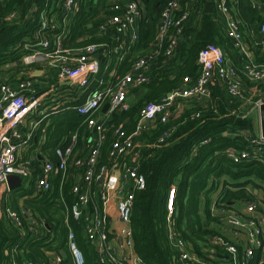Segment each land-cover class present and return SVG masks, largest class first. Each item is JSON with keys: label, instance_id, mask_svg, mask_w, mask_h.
Masks as SVG:
<instances>
[{"label": "built area", "instance_id": "2783aa9c", "mask_svg": "<svg viewBox=\"0 0 264 264\" xmlns=\"http://www.w3.org/2000/svg\"><path fill=\"white\" fill-rule=\"evenodd\" d=\"M25 1L29 5L26 11L17 8L8 14L7 20L19 24L33 18L34 14H38V20L29 39L13 48L22 51V55L16 62L4 66L5 69L10 67L12 74L7 77L0 75V223H10L21 235L28 231L37 236L42 227L48 226L24 206V201L56 191L59 197L56 201L63 212V225L67 229L66 246L72 264H83V256L74 242L68 218L82 221L84 235L94 250L97 263L144 264L134 251L130 228L135 195L145 187V179L138 170L140 149L143 147L136 140L139 132L149 128L154 116L165 123L172 114H178L190 105L214 109L216 99L220 98L225 103L223 96L213 97L215 80L223 83L221 91L225 97L234 100L228 115L240 119L250 118L251 113L258 115L264 98L255 99V86L251 87L250 96H246L233 68L235 64L228 61L223 49L208 45L199 54L200 72L197 76L184 78L181 86L166 93L158 103L147 105L131 132H125L120 126L112 128L108 162L104 163L101 149L107 138L108 119L113 113L129 109L130 93L151 79L154 57L158 54L173 56L184 30L195 26L207 5L211 7L213 21L229 41L236 59L243 61L245 77L253 85L264 82V66L254 63L242 26L228 6L233 0H163L165 3L156 22L154 44L143 56L137 57L126 73L115 76L112 71L109 78L97 81L96 88L86 94L80 104H74L86 93L92 78L98 74L102 58L110 53L120 54L124 49L127 52L129 50L124 45L138 40V29L145 18L144 10L134 0H109L105 12L98 15L101 22L95 30L115 39L114 47L107 43H92L70 49L65 46L69 35L68 23L84 0ZM251 1L256 10L264 11V0ZM258 35L255 44L259 45L264 56V22ZM96 53L99 59L95 58ZM39 63L48 69H56L55 81L45 92L39 91L34 76L33 67ZM64 83L68 87L62 89H68V93L73 90L72 108L84 117L86 132L81 136L73 133L66 142L57 143L53 149L54 160H49L41 156L44 135H38L37 131L48 115L58 111L53 107L62 98L58 91ZM58 103L63 105L60 101ZM105 104L108 108L103 111ZM198 116L196 114L191 119ZM173 131L172 128L164 132L156 141V147L173 143L174 140L169 144L165 142ZM236 135L246 137L247 145L243 149H226V158L234 164L255 162L264 168V138L260 133L246 135L241 132ZM9 175L20 177L19 187L31 190L30 194L17 199L16 210L7 204L13 191L6 183ZM71 180L74 184L68 192L75 201L68 205L63 187ZM251 192L255 195L252 201L230 204L220 200L218 206H212L211 211L221 215L225 237L211 240L208 255L213 260L207 261L200 259L174 230L171 213L176 191L171 187L166 203V236L174 251V264H251L254 260L257 264H264V192L256 188ZM15 252L16 249L12 251L13 254ZM44 254L47 262L32 258V254L27 252L31 258H26L23 264H61V252L46 251ZM10 264L19 263L12 259Z\"/></svg>", "mask_w": 264, "mask_h": 264}, {"label": "trees", "instance_id": "16d2710c", "mask_svg": "<svg viewBox=\"0 0 264 264\" xmlns=\"http://www.w3.org/2000/svg\"><path fill=\"white\" fill-rule=\"evenodd\" d=\"M37 1L40 3L42 0ZM94 1L84 0L78 12L69 21V35L65 42L67 48L78 49L92 43H107L111 48L114 47L115 39L110 35L98 34L95 30L101 22L98 15L105 12L109 0H99L97 3ZM134 1L139 3L145 14L138 29V40L134 44L124 45L129 51L124 49L120 54L110 53L102 58L98 74L92 78L86 93L74 104H80L83 97L96 88L97 81L109 78L112 71L115 76L126 73L137 57L143 56L148 47L156 41V22L165 1ZM28 6L25 0L0 2L2 76L10 74L11 71L5 70L4 66L16 62L23 53L13 48L29 39L32 27L38 20V14H34L33 18L14 24L7 20V16L17 8L24 12ZM228 6L236 14L243 31L248 37L252 36L256 43L259 27L264 22V14L256 10L251 0H233ZM208 45L220 47L228 59L234 61L236 65L233 68L237 71L246 96H250L251 87L255 86V99L264 98V82L253 85L245 77L243 61L236 59L229 41L214 23L212 13L203 12L195 26L184 30V36L173 56L163 57L158 54L154 57L151 79L130 93L129 109L110 116L106 124L107 138L101 149L102 162H108L107 152L112 128L120 126L125 132H131L141 111L147 105L158 103L166 93L181 86L184 78L197 76L200 72L199 54ZM256 46L253 52L254 63L264 66V56L259 45ZM112 79L114 80V77ZM214 83L219 82L215 80ZM137 91L142 92L134 97ZM212 91L213 97L221 95V91L216 87ZM219 99L214 101V109L209 106L190 105L180 113L172 114L165 123L160 122L158 116H154L149 128L141 130L136 137V140L143 144L138 159V170L145 179V187L135 195L130 228L134 251L144 264H174V251L166 236V203L171 187L176 191L171 213L174 230L200 259L207 261L213 260L208 255L211 240L218 236L225 237L222 233L221 215L211 211L212 206H218L220 200L230 204L252 201L255 199L251 192L253 188L264 192V168L261 164H234L224 154L228 148L243 149L247 145L246 137L236 133L255 134L253 119L228 115L234 100L227 96L224 103ZM72 107L70 103L62 105L56 113L48 115L41 122L37 134L44 135L42 157L54 160L53 149L57 143L66 142L73 133L81 136L86 132L84 117L78 115ZM196 114L199 115L198 118L191 119ZM172 128L174 131L165 142L169 144L174 140L173 143L157 148L158 138ZM73 184L71 180L63 187V196L68 205L75 201L68 192ZM30 193L28 188L19 187L11 191L7 204L16 210L17 199ZM58 198L55 191L25 199L24 206L48 226L42 227L37 236L28 231L21 235L10 223H0V264H10L12 259L23 264L26 258H31L27 252L32 254V258L47 262L44 254L46 251L61 252V264H72L66 246L67 229L63 225V212L56 201ZM68 220L74 232V242L82 253L83 264H99L84 235L82 221H73L71 218ZM14 249L16 252L13 254ZM251 264H257L256 260Z\"/></svg>", "mask_w": 264, "mask_h": 264}, {"label": "crops", "instance_id": "0c3cea01", "mask_svg": "<svg viewBox=\"0 0 264 264\" xmlns=\"http://www.w3.org/2000/svg\"><path fill=\"white\" fill-rule=\"evenodd\" d=\"M211 12H212V10H211ZM261 13L264 14V11L261 12ZM244 35H245V37L247 39L248 36L245 33V31H244ZM249 38H252V36L251 37H248V39ZM258 39H259V35L257 37V40ZM228 61H230L233 64H235L234 61H232L231 59H228ZM33 68H34V71H35L34 72V74H35L34 76L36 78L35 80H36V84L38 86L39 91L40 92H45L46 90H50V87H51L52 83H54L55 78H56V69H48V68L45 67V65H43L41 63L35 65ZM11 74L12 73L10 72L9 75H11ZM19 74L21 75V72H19ZM13 76H15V74ZM221 86H223V85H220L219 83H217V84L214 83L213 86H212V89L214 87H216L217 89H219L221 91L222 90V87ZM66 87H68V85L64 83V84L60 85L59 91H58V93H61V95H62L61 96L62 97L61 98L62 100H60V104L63 103V105H66L68 103L71 104V100L74 97L73 90L72 89L69 90V93H68V89H62V88H66ZM222 91H221V95L220 96H223L226 99V97H225L224 93H222ZM138 93H139V91L135 92L134 93V97L139 96L140 94H138ZM60 108H61V105L59 106V109Z\"/></svg>", "mask_w": 264, "mask_h": 264}, {"label": "water", "instance_id": "95a60500", "mask_svg": "<svg viewBox=\"0 0 264 264\" xmlns=\"http://www.w3.org/2000/svg\"><path fill=\"white\" fill-rule=\"evenodd\" d=\"M205 12L211 13V7L207 5L204 9ZM95 58L99 59V54H95ZM142 91H139L138 94H141ZM108 108V104H105L103 107V111H105ZM258 124H259V133L264 138V103H262L258 110ZM6 183L9 190H14L19 187L21 183L20 177L16 175H9L6 178Z\"/></svg>", "mask_w": 264, "mask_h": 264}, {"label": "rangeland", "instance_id": "374dc122", "mask_svg": "<svg viewBox=\"0 0 264 264\" xmlns=\"http://www.w3.org/2000/svg\"><path fill=\"white\" fill-rule=\"evenodd\" d=\"M99 0H95L94 2L97 3ZM249 44H250V49L252 51V53L254 52L255 48L257 47L256 44H255V40L253 38H249L247 39ZM5 69V68H4ZM7 70H10V68H7ZM9 75V74H8ZM251 96H254V95H251ZM61 99H58V101L54 104L55 106L53 107V109H59V101ZM246 108L248 109L249 108V105L246 106ZM251 118L253 119V125H254V130H255V133L259 132V124H258V115L257 113H251Z\"/></svg>", "mask_w": 264, "mask_h": 264}]
</instances>
